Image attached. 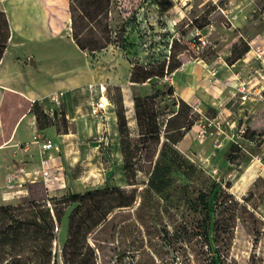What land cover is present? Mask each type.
<instances>
[{
	"label": "rangeland",
	"instance_id": "rangeland-1",
	"mask_svg": "<svg viewBox=\"0 0 264 264\" xmlns=\"http://www.w3.org/2000/svg\"><path fill=\"white\" fill-rule=\"evenodd\" d=\"M60 1L59 16L54 25L44 21L40 4L32 10L29 0H6L4 3L13 33L20 34L18 30L22 29L28 34L22 43H19L18 35H13V41L8 44L10 54L6 56V66L24 84L30 83L34 77H42V66L47 78H51L53 72L86 62L69 36L66 0ZM173 1L172 8L163 10L154 0H111L108 21L114 41L91 55L101 75L99 81L103 83L93 87V96L98 99L104 88L103 93L113 103L114 109L121 92L129 140L131 145H136L134 166L128 177L121 152V135L113 119L103 134V141L96 139L97 124L90 115V92L87 94L84 89L79 94L81 111L85 113L81 124H73V133L61 144L65 176L63 189L70 193L114 187L137 190L133 206L121 209L111 223L89 236L90 243L97 247L98 264H213L215 253L221 259H218V264H264V153L260 147L264 137L258 148L247 147L241 142L242 146L237 145L239 150L233 153V159H228V151L224 153L219 149V153L213 156L214 161H206L210 150L217 148L216 135L204 140L196 139L189 104L175 96L162 94L155 100L160 142L156 144L149 137L140 141L141 128L133 97L156 89L164 92L171 82L164 77H154L147 81V85L130 82L132 62L137 61L143 64L168 63L170 60L184 63L203 59L217 69L225 62L231 65L228 58L236 44L246 39H260L264 35V0ZM36 17H42L38 26L34 21ZM196 17L200 18L199 23L214 25L203 41L197 40L199 28L194 21ZM30 58L40 64L32 65V75L24 66ZM243 58L235 63L238 66L243 64ZM238 105V100L229 104L233 109L229 121L235 125L232 131L228 130L234 135V140L244 138L247 128L261 132L264 129V109L256 117H249L252 119L250 125H244L234 114ZM53 132L54 129L49 127L45 135L49 134L57 142ZM234 140L229 141V145ZM174 151L194 166L191 176L186 177L182 169L172 164L167 175L170 183L164 192L146 191L155 164H170ZM255 155L259 160L254 158ZM211 165H215L218 174L211 173L214 168ZM213 182L220 184L214 210V242L207 237L209 218L198 198L200 189L209 191ZM7 188L12 190L0 191V205L18 204L29 199L27 191L18 188L21 189L18 192L13 183H9ZM58 190L62 189L50 193ZM32 191L35 198L48 194L40 178ZM67 221L68 214L60 228L55 229L57 242H54L53 252L66 239Z\"/></svg>",
	"mask_w": 264,
	"mask_h": 264
},
{
	"label": "trees",
	"instance_id": "trees-1",
	"mask_svg": "<svg viewBox=\"0 0 264 264\" xmlns=\"http://www.w3.org/2000/svg\"><path fill=\"white\" fill-rule=\"evenodd\" d=\"M163 10L174 6L173 0H154ZM71 34L77 46L90 56L107 48L113 43L112 30L109 24L111 0H69ZM199 17L194 21L198 28H204L209 23H199ZM11 36L10 23L7 14L0 10V61L8 47ZM249 44L241 41L236 44L228 58L230 64L240 60L249 51ZM181 63L166 62L143 64L132 62L130 82L145 83L154 77H163L178 68ZM120 90V86H117ZM162 94L174 96V88L170 85L166 91L160 89L133 97L138 124L141 128V138L149 137L152 142H160V127L155 108V100ZM30 112L36 116L37 132L42 138L46 128L60 125L67 131V118L63 110L46 112L38 102H28ZM116 103V104H115ZM114 108L117 130L121 135V152L124 167L129 177L136 155V145L130 143L129 126L123 108L122 95L119 93ZM113 104V103H112ZM189 107V106H188ZM193 122V121H192ZM192 126V125H191ZM247 128L244 138L256 146L263 143L264 129L261 132ZM166 143H164V146ZM237 142H233L228 149V159H233V153L239 150ZM242 146V145H241ZM163 153V150L161 151ZM170 164L162 166L156 163L149 179L146 191L164 192L170 183L168 174L172 164L182 169L186 177L191 176L194 166L189 164L177 152H173ZM135 184V183H130ZM30 188L27 201L18 204L0 205V264H98L97 247H94L89 236L97 232L104 225L111 223L114 215L121 209L133 206L137 199L136 188L125 189L120 187L88 190L83 193H70L67 190H58L48 193L45 197L35 198ZM220 184L213 182L209 191L200 189L199 202L204 206L207 223V237L213 240V231L216 227L215 207ZM141 198L143 196L140 195ZM142 201L139 206H141ZM71 208V209H69ZM70 210V211H69ZM68 214L66 239L61 246H56L57 232L64 217ZM212 246V245H211ZM213 247V246H212ZM219 254L215 253L213 264H218ZM222 263V262H220ZM118 264V263H117Z\"/></svg>",
	"mask_w": 264,
	"mask_h": 264
},
{
	"label": "crops",
	"instance_id": "crops-1",
	"mask_svg": "<svg viewBox=\"0 0 264 264\" xmlns=\"http://www.w3.org/2000/svg\"><path fill=\"white\" fill-rule=\"evenodd\" d=\"M29 1L31 2L32 10L34 6L38 7L40 4L44 21L48 22L49 25H54L55 23L57 24L59 16L58 11L59 8H61L59 7V3L61 2L60 0ZM5 2L6 0H0V9L7 14L11 29V20L8 13L9 11L4 5ZM66 6L68 9V32L71 41L74 44L75 41L71 34V19L68 0H66ZM45 7H47V10H45ZM40 19H42V17H36L34 19L37 26L39 25ZM21 30L22 29L18 30L20 34H15L13 33V29H11L9 44L13 41V35L19 36V43L27 40L24 37H27L28 34ZM255 39L257 40L258 37ZM75 45L78 49H80L76 43ZM80 52L86 58V62L84 64L67 69H60L53 72L51 78H47L46 75L48 74L42 66V68L40 67V72L43 73L42 77H34L31 79L30 83L24 84L21 78L16 73H13L8 66H6V56L10 54V45L6 48L0 61L1 192L11 191L12 188L6 189V186H8L9 183H13L15 190L18 192L21 191V189L22 191L26 190L28 195H30V184H32L31 187H33L37 183L38 178L34 177L33 171L40 166L43 156L39 144L34 141V135L40 134L37 132L36 116L30 112V105L28 106L27 102L38 101L43 106L44 110L48 112L53 106L49 102L48 96L55 91H63L62 106L70 130L62 131L61 126L57 124L50 126L54 129V134L52 135H56L58 141L55 142L53 138H50L49 134V137H47L53 140L55 145L58 147V150H50L48 152V156H50L52 163H55L57 166H61L62 168L64 167L63 149L61 148V144L63 141H67L69 139L68 137H70L73 133L71 126L73 124H81V119L85 114L81 111L79 94L84 89H86L87 94L90 92L89 103L91 105L92 101L95 99L93 96V87L95 85L98 86L100 83L99 78L101 76L97 71L96 65L92 62V57L81 49ZM18 58L21 59V57ZM38 62V60H34V63L30 61L24 64L26 72L32 75L34 70L31 67L32 65L40 66ZM12 63L13 62L10 61V64ZM212 65L213 64L205 61L188 60L171 72L172 76L170 78L171 85L174 88V96L177 99L183 100L186 103L200 100L204 109H210L217 112L221 111L229 115L228 123L224 126V133L220 136L223 140V145L221 148L215 147L214 149H211L210 155L206 161H214L215 157L213 156H216L217 153H219L217 151L219 149H222L224 153L228 151L230 147L229 143L234 140V135L230 134V131L228 130L229 128L232 131V127L235 125V123L230 124L229 121V118L233 114V109L229 106L230 103L232 104L233 101H239L238 111L234 114L237 115L238 119L243 121L244 125H250L252 119L249 120V117H256L264 109V102L255 97H250L245 101H242L240 97L241 94L237 92L236 87L233 86L236 83L235 80L231 83V85L226 84V80L235 72L240 71L243 73L244 77L247 76L252 70L251 64L248 65V63L243 62V64H239V66L236 63L231 65L225 63L224 65H219L217 69V77L220 78L219 81L215 80V76L211 74L210 69L212 68ZM16 71L18 72V70ZM63 76H65V78H62ZM100 84L103 85V83ZM144 84L147 85L149 83L145 82ZM10 101L14 102L12 103ZM92 119L94 120L93 117ZM111 119H113L116 123L115 111L109 112V120L106 123V130L109 127L108 123ZM94 122L96 123L95 120ZM48 128H46V130ZM96 128L98 132V129L101 128V126L97 124ZM45 131L43 133L44 135ZM239 140L247 147H259L247 141L243 137ZM260 147L262 149V153H264V143ZM213 167L215 168V165H211V168Z\"/></svg>",
	"mask_w": 264,
	"mask_h": 264
},
{
	"label": "built area",
	"instance_id": "built-area-1",
	"mask_svg": "<svg viewBox=\"0 0 264 264\" xmlns=\"http://www.w3.org/2000/svg\"><path fill=\"white\" fill-rule=\"evenodd\" d=\"M236 17L237 16L234 15V18ZM213 28V23L208 24L204 28H199V30L196 31L197 40L203 41L205 36L210 34ZM204 30H206L205 33H203ZM246 42L249 44L250 49L243 58V61L245 63L252 62V70L245 77L242 72H235L226 80V84L231 85L234 80L236 81L233 86H235L237 92L241 94L240 97L242 101H245L250 97H255L264 102V35L261 36L260 40L246 39ZM199 61H203V59H199ZM225 64H227V62H225ZM210 71L211 74L215 76V80L219 81L220 78L217 77V68L212 66ZM171 76L172 73L170 72L166 73L163 77L170 80ZM102 88L103 86H101V89ZM103 92L104 88L101 90V95L98 99H94L91 104V115L96 123L101 126L96 135L98 142L103 141V134L106 131V123L109 120V112L114 111L113 104ZM62 98L63 91H55L51 93L48 96V99L53 106L49 111L53 112L54 110H60L63 103ZM188 104L190 106L191 114L194 117L192 130L194 131L196 139L204 140L207 137L216 135L215 144L217 147H221L223 145V140L220 136L224 133V126L228 123L229 115L221 111L217 112L210 109H204L200 100H195ZM34 141L39 144L43 156L40 166L33 171L34 177L40 178L41 181H43L47 193L65 188V176L62 171L63 168L52 163L50 156H48L50 150H58V147L52 139L48 137L42 138L40 134L34 135ZM234 142L242 145L241 141L238 139L234 140ZM254 158L259 160V156L257 155H255ZM211 173L214 175L218 174V169L213 168Z\"/></svg>",
	"mask_w": 264,
	"mask_h": 264
},
{
	"label": "water",
	"instance_id": "water-1",
	"mask_svg": "<svg viewBox=\"0 0 264 264\" xmlns=\"http://www.w3.org/2000/svg\"><path fill=\"white\" fill-rule=\"evenodd\" d=\"M30 61H31L32 63H34V60H33V59H31Z\"/></svg>",
	"mask_w": 264,
	"mask_h": 264
}]
</instances>
